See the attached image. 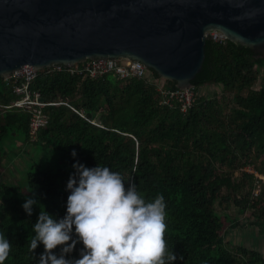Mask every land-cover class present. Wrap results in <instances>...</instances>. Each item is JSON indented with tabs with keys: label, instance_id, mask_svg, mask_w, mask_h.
<instances>
[{
	"label": "trees",
	"instance_id": "trees-1",
	"mask_svg": "<svg viewBox=\"0 0 264 264\" xmlns=\"http://www.w3.org/2000/svg\"><path fill=\"white\" fill-rule=\"evenodd\" d=\"M263 63L250 47L208 39L187 111L182 98L170 94L179 90L177 83L151 68L147 77L131 79L45 68L31 88L44 100L49 122L35 133L31 111L13 105L19 95L0 76V233L12 244L4 264H36L43 247L29 251L31 225L40 204L63 215L74 160L108 165L146 199L164 195L165 240L183 257L170 264H264L255 248L229 247L226 233L238 219L220 212L235 207L264 234V81L254 88ZM211 86L222 94L202 92ZM8 142L34 143L42 153L24 170L26 190L2 178ZM46 155H56L57 166H44ZM30 195L38 204L28 215L21 204Z\"/></svg>",
	"mask_w": 264,
	"mask_h": 264
},
{
	"label": "water",
	"instance_id": "water-1",
	"mask_svg": "<svg viewBox=\"0 0 264 264\" xmlns=\"http://www.w3.org/2000/svg\"><path fill=\"white\" fill-rule=\"evenodd\" d=\"M211 31L264 58V0H0V76L126 57L194 89Z\"/></svg>",
	"mask_w": 264,
	"mask_h": 264
},
{
	"label": "clouds",
	"instance_id": "clouds-1",
	"mask_svg": "<svg viewBox=\"0 0 264 264\" xmlns=\"http://www.w3.org/2000/svg\"><path fill=\"white\" fill-rule=\"evenodd\" d=\"M70 155L76 156L75 149ZM71 167L63 215L54 216L40 204L31 225L29 251L32 253L38 243L43 247L36 264H170L183 259L165 240L162 193L146 199L134 183L108 165L87 167L74 160ZM37 204L30 195L21 207L31 215ZM77 243L81 247L73 257L70 254ZM11 248L9 239L0 233V264Z\"/></svg>",
	"mask_w": 264,
	"mask_h": 264
},
{
	"label": "built area",
	"instance_id": "built-area-1",
	"mask_svg": "<svg viewBox=\"0 0 264 264\" xmlns=\"http://www.w3.org/2000/svg\"><path fill=\"white\" fill-rule=\"evenodd\" d=\"M209 34L216 41L226 39V36L220 31H211ZM47 68L51 70L67 69L71 73L85 74L92 77L112 72L120 79L144 78L149 75V67L144 61L126 57L88 59L85 62L74 65L56 64ZM39 72L40 70L33 65L25 64L20 69L14 70L6 78L7 83L13 87V91L19 95L13 105L23 107L32 113L31 126L33 133L49 122V116L43 110L45 102L41 100L39 93L31 88ZM170 94L173 98H182L185 103L184 110L187 111L188 107L193 103L195 91L194 89H179Z\"/></svg>",
	"mask_w": 264,
	"mask_h": 264
},
{
	"label": "rangeland",
	"instance_id": "rangeland-1",
	"mask_svg": "<svg viewBox=\"0 0 264 264\" xmlns=\"http://www.w3.org/2000/svg\"><path fill=\"white\" fill-rule=\"evenodd\" d=\"M264 81V63L260 68L259 82L254 87L258 89L260 84ZM162 82V80H161ZM202 92L213 96L217 93L222 94V88L211 86L201 89ZM10 147L8 150V156L4 160L5 166L3 171L2 178L3 180H8L12 185H16L17 182L22 185V188L26 190V172L24 171L27 168V165L34 158L39 159L41 152L39 148L34 147V143H22L17 142L16 146H11V143H6ZM38 147V146H37ZM45 151H43L44 154ZM56 157V155H55ZM53 156L44 157V166H57L58 160L54 159ZM249 171L253 172V168L249 167ZM258 177H261L256 173ZM263 178V177H261ZM264 179V178H263ZM259 190L256 191L258 193ZM27 194V193H26ZM220 209V208H219ZM220 212L223 214H229L230 217L238 219V225L235 228L229 229L226 233V241H231L229 247L235 246V244L244 243L249 248H255L264 253V234L260 233V229L255 222V219L249 217V214L243 215L240 214L238 209L231 207L227 211L220 209ZM233 242V243H232ZM235 243V244H234Z\"/></svg>",
	"mask_w": 264,
	"mask_h": 264
}]
</instances>
